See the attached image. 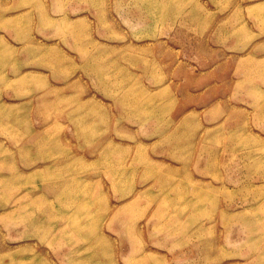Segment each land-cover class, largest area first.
<instances>
[{"label": "rangeland", "instance_id": "374dc122", "mask_svg": "<svg viewBox=\"0 0 264 264\" xmlns=\"http://www.w3.org/2000/svg\"><path fill=\"white\" fill-rule=\"evenodd\" d=\"M0 264H264V0H0Z\"/></svg>", "mask_w": 264, "mask_h": 264}, {"label": "bare ground", "instance_id": "6f19581e", "mask_svg": "<svg viewBox=\"0 0 264 264\" xmlns=\"http://www.w3.org/2000/svg\"><path fill=\"white\" fill-rule=\"evenodd\" d=\"M241 86H239V88H240Z\"/></svg>", "mask_w": 264, "mask_h": 264}]
</instances>
